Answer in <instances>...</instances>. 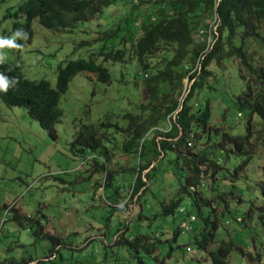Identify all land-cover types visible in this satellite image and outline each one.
<instances>
[{
	"label": "trees",
	"instance_id": "1",
	"mask_svg": "<svg viewBox=\"0 0 264 264\" xmlns=\"http://www.w3.org/2000/svg\"><path fill=\"white\" fill-rule=\"evenodd\" d=\"M20 16L24 21L11 27V32L27 33L26 39L17 38L19 44L31 41L34 20L57 34L72 33L80 24L98 20L99 32L92 43L78 45L91 49L88 60H68L57 68L55 88L44 80L25 79L16 63L0 62V73L17 80L15 88L0 93L1 104L24 109L54 138V127L62 117L60 97L76 75L85 73L108 85L111 77L105 64L134 66L135 84L141 82L146 103L135 106L136 114L125 115L122 127L112 124L109 116L96 124L74 125L69 151L81 160L88 157L89 172L103 175L94 189L103 190L104 204L113 212L129 221H146L148 228L153 219L182 216L168 234L151 229L126 236L128 229L123 226L110 235L106 229L99 236L101 255L96 260L78 258L75 264H179L173 251L189 254L193 246L211 264H227L233 252L248 264H260L263 253L254 239L249 245L243 236L245 218L250 219L256 208L251 206L245 218L232 220L233 236L228 234L218 243L219 229L226 234L225 226L232 224L224 219L230 216V202L239 205L243 200L232 191L221 193L215 183L229 184L235 192L232 185L242 179L253 158L264 156V0H25L4 19ZM92 44L97 45L91 48ZM229 61L243 82L238 95L229 94L221 76ZM229 110L234 121L243 124L242 135L234 134L235 125L226 121ZM214 120L222 125L214 126ZM168 155L174 158L167 163L173 162L184 173L183 183L171 199L159 203L158 213L145 216L143 197ZM232 159L236 162L228 166ZM185 199L190 200L191 213L182 207ZM121 204L123 209L118 210ZM3 209L7 215L2 225L13 222L30 231L35 241L47 243L43 259L9 260L8 264H65L61 251L71 250L69 242L46 233L37 215L32 220L13 206ZM204 209L209 213L204 214ZM260 220L264 227V213ZM180 236L189 241L184 250L177 242ZM217 243L215 250L209 249Z\"/></svg>",
	"mask_w": 264,
	"mask_h": 264
},
{
	"label": "rangeland",
	"instance_id": "2",
	"mask_svg": "<svg viewBox=\"0 0 264 264\" xmlns=\"http://www.w3.org/2000/svg\"><path fill=\"white\" fill-rule=\"evenodd\" d=\"M24 2L25 0H0V36L10 37L13 22L24 21L22 16L18 19H4ZM97 21L82 23L80 29L72 33L57 34L45 30L34 20L31 25V41H22L19 44L16 39L15 43L20 45L19 48L0 49V52L6 54L2 62L16 63L25 79L44 80L55 88L59 66L64 67L68 60L90 58L89 46L78 45L92 43L96 39L100 24ZM199 37L195 36V40H199ZM95 45L97 44H92L91 48ZM104 66L111 77L108 85L96 82L93 76L85 73L76 75L70 81L59 100L58 107L62 117L54 127V138L24 109L7 108L0 102V221L4 216V206H13L21 216H31L32 220L33 216L37 215L46 233L61 235V239L71 244L69 246L74 252L68 249L61 251L65 264H75L78 258L83 257L96 260L102 253L99 236L106 233V229L110 235L123 226L128 229L126 236L132 235L134 231L141 234L151 229L168 234L182 217L176 213L174 217H166V220H163L164 217L156 218L148 228L146 221H129L124 214L107 208L102 198L103 191L101 194L95 191L93 198L94 186L102 180L103 175L89 172L90 164H85V159H78L70 153L69 144L75 132L74 125L96 124L109 116L112 124L122 127V124L127 122L123 117L129 113L136 114L135 106L146 103V94L141 82L135 84L138 77L134 66ZM225 66L226 70L221 74L222 79L228 86L229 94L238 95L243 90V82L238 77L237 68L230 61L226 62ZM187 85L188 82L184 81L183 87ZM203 94L205 93L201 94L202 98ZM216 112L220 117V109H216ZM232 113L233 111L229 110L225 119L235 125L232 131L234 134L242 135L244 126L241 122L234 121ZM212 123L214 126L222 125L220 121L214 120ZM173 158V155H168L161 161L150 181L149 190L141 204L145 216L158 213L159 203L171 199L179 184L183 183L184 173L173 162L167 163V160ZM234 162L236 161L232 159L227 165H233ZM242 175V179L238 178L232 185L235 186V192L229 184H215L221 193L229 194L232 191L235 197L240 196L243 200L239 205L230 202V216L225 215V220L245 218L251 206L256 208L250 213V219L245 218L246 230L243 236L244 243L248 242L249 245H253L251 240L254 239V245L263 253L264 264V227L261 226L260 220L264 213V156L257 154ZM229 198L227 197V200ZM182 207L191 213L189 199H185ZM211 207L219 213L220 209L215 204ZM259 209H262V212ZM203 212L208 214L209 210L204 209ZM197 225L201 227L202 223L199 221ZM235 227L233 221L232 224L230 222V225H226V234L221 233V227L217 236L218 243L221 239L227 240L228 234L231 238ZM177 242L183 250L189 243L186 237L181 236ZM218 243L211 245L209 249L215 250ZM82 247H86L84 251L75 253L77 248ZM46 255L47 243L35 241L32 233L26 228H21L13 222L0 224V264H8L9 260H41ZM173 255L179 258V264H211L204 253L197 251L194 246L189 254L182 255L181 251L174 250ZM227 264L248 263L238 253L233 252Z\"/></svg>",
	"mask_w": 264,
	"mask_h": 264
},
{
	"label": "clouds",
	"instance_id": "3",
	"mask_svg": "<svg viewBox=\"0 0 264 264\" xmlns=\"http://www.w3.org/2000/svg\"><path fill=\"white\" fill-rule=\"evenodd\" d=\"M18 37L21 38V39H26L27 38V33L24 32L23 29H16L15 31L12 32V35L10 37L0 36V49H4V48H9V49H11V48H19L20 45L15 43V41H16V39ZM208 41H209V39H208ZM5 55L6 54L4 52H0V62L3 61ZM16 85H17V80H16L15 77L9 78L5 74L0 73V93L6 92L9 88H15ZM87 158L85 160H87ZM90 158L93 159L94 156L91 155ZM85 164H88V162L86 161ZM95 191H98L101 194L103 190L102 189H94L93 197H95ZM6 215H7V212L5 211L3 219H4V217H6ZM3 219L0 221L1 225L3 224ZM260 264H262V262Z\"/></svg>",
	"mask_w": 264,
	"mask_h": 264
},
{
	"label": "built area",
	"instance_id": "4",
	"mask_svg": "<svg viewBox=\"0 0 264 264\" xmlns=\"http://www.w3.org/2000/svg\"><path fill=\"white\" fill-rule=\"evenodd\" d=\"M123 204L118 207L119 210H122Z\"/></svg>",
	"mask_w": 264,
	"mask_h": 264
}]
</instances>
